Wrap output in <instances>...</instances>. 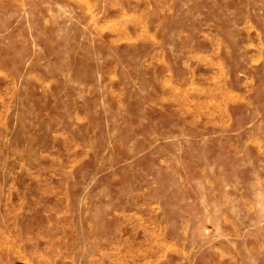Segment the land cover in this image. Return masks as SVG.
Masks as SVG:
<instances>
[{
	"label": "rangeland",
	"instance_id": "374dc122",
	"mask_svg": "<svg viewBox=\"0 0 264 264\" xmlns=\"http://www.w3.org/2000/svg\"><path fill=\"white\" fill-rule=\"evenodd\" d=\"M0 264H264V0H0Z\"/></svg>",
	"mask_w": 264,
	"mask_h": 264
}]
</instances>
